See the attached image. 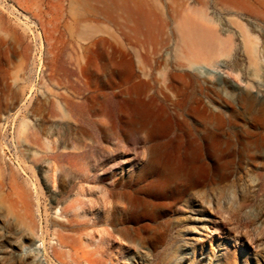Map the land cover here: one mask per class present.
<instances>
[{"label": "rangeland", "instance_id": "1", "mask_svg": "<svg viewBox=\"0 0 264 264\" xmlns=\"http://www.w3.org/2000/svg\"><path fill=\"white\" fill-rule=\"evenodd\" d=\"M188 22L212 55L188 40ZM122 120L212 130L217 172L129 213L110 188L142 169L150 134L121 131ZM78 200L98 206L64 211ZM115 207L125 221L109 241L100 231L113 230ZM91 255L264 264V0H0V264Z\"/></svg>", "mask_w": 264, "mask_h": 264}, {"label": "bare ground", "instance_id": "2", "mask_svg": "<svg viewBox=\"0 0 264 264\" xmlns=\"http://www.w3.org/2000/svg\"><path fill=\"white\" fill-rule=\"evenodd\" d=\"M187 26L188 30L186 35L191 44H193L192 42L197 43L202 50L204 49L208 53L210 52L211 54H209L212 55L215 52V45L211 44L212 39H209V37L203 33V30V32L201 31L200 28L203 27H199L193 22H188ZM177 103L180 104L179 102ZM120 122V130L125 131L126 129L127 131H130L134 137H137L138 134L144 132H148L150 134L148 141L149 156L142 169L139 172L133 174L131 179L126 181V183L122 184L121 186L119 183H114L110 188L112 195H121L123 198L129 201L131 204V208H128L127 210L129 213L135 214L136 216L137 213L139 214V210H141L140 214L143 215L141 212L145 210V208L151 202L150 196H155L154 199L159 200L161 199L162 195L170 192L174 194V196L176 194V198L179 200L180 197H183V195L188 192L190 186L200 182V173L206 175V181L208 182L212 180L214 174L217 172L218 164L211 160L213 157H215L216 148L221 144V141L214 135L212 130H208L205 136L198 137L195 136V131L192 135V130L186 132L181 127H177L175 129H171L169 127L159 128L154 124H150L148 121L142 120H135L133 122H123L122 120ZM110 128L112 130V124ZM172 133H174V136L170 137V134ZM138 137L140 136L138 135ZM228 149L230 150L229 147ZM117 158L118 157H114L112 160L108 159L107 162H114L117 160ZM110 175L111 172L107 170L103 174L96 177L99 178L101 182H105V180L108 179ZM98 201L99 199L97 202ZM97 202L92 200L88 203L83 200H78L77 203H72L65 207L64 211L67 213H73V211H75L77 208L87 209L85 205H89L92 209H94L98 206ZM241 208H236L235 211L237 213H234V215L243 214L244 211ZM145 214V216L149 215L147 213ZM141 215L137 216L142 217ZM74 221L76 220L74 219L73 222ZM124 221L125 218L122 214H120L119 207H115L107 221V225L112 226L113 230L109 229L108 226L103 228L100 232L103 234L105 239L109 241L112 239L114 240L118 225ZM173 231L174 229L171 227L160 230L158 232L157 241L164 244V242L169 237H171ZM192 239L198 240L196 237H192ZM154 242H156V240ZM92 254L94 253L92 252ZM144 261H146V259ZM167 261L165 259L163 260V263L167 264ZM101 262L102 261L98 260L96 262L92 257V259L88 261V264H104V262Z\"/></svg>", "mask_w": 264, "mask_h": 264}]
</instances>
